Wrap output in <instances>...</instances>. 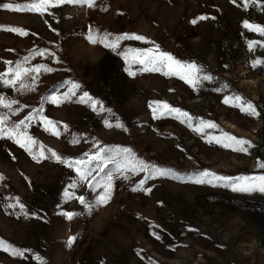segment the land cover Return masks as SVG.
I'll return each instance as SVG.
<instances>
[{"label": "rangeland", "instance_id": "rangeland-1", "mask_svg": "<svg viewBox=\"0 0 264 264\" xmlns=\"http://www.w3.org/2000/svg\"><path fill=\"white\" fill-rule=\"evenodd\" d=\"M28 2L0 0V73L25 57L24 67L51 71H41L35 82L25 77L33 90L0 82V97L17 102L0 107L4 127L28 124L21 132L37 142L33 154L39 158L0 138V240L24 251L14 257L0 250V264H38L37 257L46 264H264V193L233 191L202 176L213 173L233 184L238 177L264 176V63L253 66L264 62V35L244 27H264V0H247V6L245 0H95L94 7L62 4L43 16L2 7ZM90 30L110 34L109 42L124 34L146 42L122 40L113 51L89 43ZM155 47L181 63H195L213 79L193 88L176 75L143 71L135 53ZM73 84L79 88L71 94ZM85 92L100 102L96 111L80 102ZM237 94L259 115L224 103ZM157 103L191 119L162 115L163 109L154 113ZM36 109L53 125L41 117L28 121ZM201 120L217 127L198 132ZM224 132L252 147L246 153L223 147L213 138ZM98 148H129L135 162L149 168L121 170L123 155L92 161V175L82 183L74 168L52 156L87 161ZM153 167L172 174L153 175ZM108 177L110 199L89 211L79 197L95 205ZM141 181L143 190L133 191ZM65 191L75 198H66ZM17 199L27 216L7 206ZM70 237L76 241L68 246Z\"/></svg>", "mask_w": 264, "mask_h": 264}, {"label": "snow or ice", "instance_id": "snow-or-ice-1", "mask_svg": "<svg viewBox=\"0 0 264 264\" xmlns=\"http://www.w3.org/2000/svg\"><path fill=\"white\" fill-rule=\"evenodd\" d=\"M235 2V0H234ZM86 4L88 7H94L95 6V0H29L28 3L24 4H17L13 5L11 3H5L2 5V7L6 10L11 11H17V12H31L38 14L40 16H43L45 13L48 12L50 8H55L62 4ZM245 6H247V0H245ZM208 19V17L200 16L198 20H205ZM191 23L196 24L197 20L191 21ZM244 27L250 30L259 31L261 35H264V27L259 26H253L249 23L245 22ZM3 30L15 32L19 35H26L27 33L20 28H5ZM109 35L105 34L102 37L96 36L92 34L91 30L89 31V35L87 37L89 43L96 44V43H103L105 47L111 48L113 51H115L122 40H137V41H145L146 38L140 35L135 34H124L121 36H116L112 39L111 42H109ZM253 44L249 45V48H251ZM39 55H44L43 52H40ZM128 57L127 54H125V60L127 61ZM29 60V57L24 58V62L20 63L17 62L15 67H9L6 72L0 73V82H2L5 86H16L17 83H19V90H33V84H29L25 82V77H30L33 82H35L37 76L41 71L50 72L51 69L45 67V66H39V67H32V68H26L24 67V64H26ZM134 60L136 63H139L143 65L142 70L143 71H151V72H161L166 76L176 75L181 80H184L185 83L189 84L191 87L195 88L198 86L201 81H210L213 79L210 75L204 74L203 69L199 66H197L195 63H189L184 64L181 63V61L174 58L172 55L161 52L158 47H155L153 49H150L146 52H136L134 56ZM9 65L11 62H6ZM260 63H264L261 61H255L253 66H256ZM130 75H135L132 72H129ZM10 77V78H9ZM79 88V85L73 84L72 85V93L74 94V90ZM68 97L65 96L63 99H67ZM47 99V98H46ZM52 103H57L58 99L57 97L53 96L50 98ZM80 102H90L91 107L93 108V111L97 110V105L100 104L99 101L92 99L87 92L83 94L82 97H80ZM17 102L14 100L5 102L4 98L0 97V107H4L7 109H11L13 104H16ZM225 104H229L232 107H239L241 111L245 112L246 114L250 116H257L259 113L256 111V107L250 102L245 101L240 95L235 96H228L224 99ZM152 107V104L149 105ZM157 109H163L164 111L161 112L163 115L165 112L167 113H173L175 112L177 116H183L185 119H191L186 112H181L179 109H173L166 103L164 104H156V107L153 108L154 113L157 111ZM100 110H104L103 106L100 105ZM43 109H36L34 115H29L27 117L28 121L33 120L35 117H41ZM110 111V110H108ZM15 114V113H13ZM43 122L46 125H53V122L48 120L46 117H41ZM7 122V116L6 115H0V138H7L12 139L16 144H18L21 148H23L25 151L29 152L30 155L33 156V159L37 160L39 162V158L33 154V147L36 145V141L29 135H27L26 132H21V127L27 128L28 124H26L24 121H21L20 124H17L12 129H6L4 125ZM106 126L111 127V125L108 123V121H105ZM200 128H197L196 131H202L203 128H216L217 126L213 123H208L203 120L200 121ZM116 127H123L121 124H117ZM67 126H65V129ZM45 130H48L47 128ZM53 135H57L55 131L52 132ZM216 143L222 144L223 147L230 148L232 151L236 152H242L246 153L249 148L252 147V144L250 141L245 139H238L234 135H231L227 132H224L221 134L219 138H213ZM209 142H212L210 140ZM98 147V145H97ZM50 151V150H49ZM123 155L125 161L124 165H119L121 170L124 168H129L132 171H136L137 169L139 171H145L149 168L148 165L144 164L143 162H135V158L133 156L132 150L129 148H104L99 149L96 155L89 156L87 161H81V160H69L64 161L60 156H58L55 152H52V156L55 157V159L58 162L66 163L68 167L74 168L77 176L79 177L80 182L88 181L89 177L92 175L93 169L88 167L89 164H91L92 161H103V160H115L116 158ZM40 157H43V150H41ZM261 168H264V163H261L259 165ZM153 175H159V176H168L171 173V170L169 169H160L153 167L151 169ZM203 177H213L216 181L224 182L225 186L231 187L233 191H239V192H253V191H259L264 193V176L259 177H238L237 181L238 183L233 184L228 178L223 176H215L213 173L204 172L202 174ZM2 179V177H0ZM205 181L203 179L197 181V183H204ZM211 183V181H208ZM145 181H141L140 185L138 187L133 188V191L143 190V185ZM90 187H95V185H92L89 183ZM70 188H75V184H70ZM104 188V193L100 195L95 205L86 204L83 197H79V202L81 204H84L89 211L93 209V207L96 206H102L104 205L109 199L111 195V187H112V179L111 177H108V180L105 184L102 185ZM147 191H150L148 189ZM66 198H75L70 194L68 191H65L64 193ZM8 207H16L18 206L20 209V212L27 216L28 214L25 212V206L19 202L17 199L16 205L9 204ZM68 219H72L73 214H65ZM159 239V237H157ZM76 241V237H70L67 241L68 246H71ZM0 250H3L5 252H9L10 255L14 257H22L24 256V251L20 250L18 248H15L9 244H6L4 241L0 240ZM38 264H46V262L42 259L37 257Z\"/></svg>", "mask_w": 264, "mask_h": 264}]
</instances>
